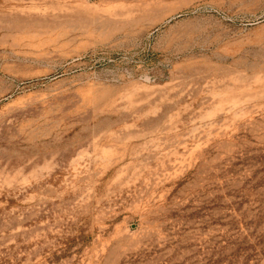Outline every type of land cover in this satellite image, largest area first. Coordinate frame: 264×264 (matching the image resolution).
<instances>
[{
	"label": "rangeland",
	"instance_id": "rangeland-1",
	"mask_svg": "<svg viewBox=\"0 0 264 264\" xmlns=\"http://www.w3.org/2000/svg\"><path fill=\"white\" fill-rule=\"evenodd\" d=\"M0 264H264V0H0Z\"/></svg>",
	"mask_w": 264,
	"mask_h": 264
}]
</instances>
